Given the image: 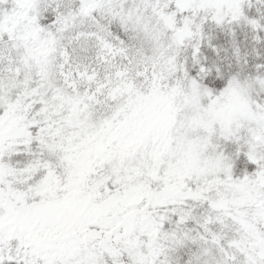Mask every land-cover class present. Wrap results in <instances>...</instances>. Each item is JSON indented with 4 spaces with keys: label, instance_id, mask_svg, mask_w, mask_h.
<instances>
[{
    "label": "snow or ice",
    "instance_id": "1",
    "mask_svg": "<svg viewBox=\"0 0 264 264\" xmlns=\"http://www.w3.org/2000/svg\"><path fill=\"white\" fill-rule=\"evenodd\" d=\"M0 264H264V0H0Z\"/></svg>",
    "mask_w": 264,
    "mask_h": 264
}]
</instances>
